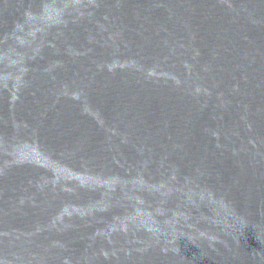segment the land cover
<instances>
[{
	"label": "water",
	"instance_id": "1",
	"mask_svg": "<svg viewBox=\"0 0 264 264\" xmlns=\"http://www.w3.org/2000/svg\"><path fill=\"white\" fill-rule=\"evenodd\" d=\"M0 264H264V0H0Z\"/></svg>",
	"mask_w": 264,
	"mask_h": 264
}]
</instances>
